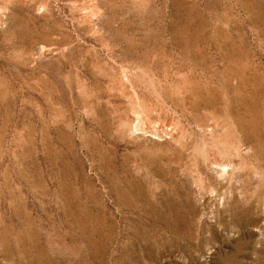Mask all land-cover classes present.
I'll return each mask as SVG.
<instances>
[{
    "label": "rangeland",
    "instance_id": "obj_1",
    "mask_svg": "<svg viewBox=\"0 0 264 264\" xmlns=\"http://www.w3.org/2000/svg\"><path fill=\"white\" fill-rule=\"evenodd\" d=\"M0 264H264V0H0Z\"/></svg>",
    "mask_w": 264,
    "mask_h": 264
}]
</instances>
